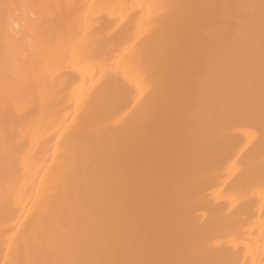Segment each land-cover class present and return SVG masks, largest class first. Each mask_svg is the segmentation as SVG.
I'll use <instances>...</instances> for the list:
<instances>
[{
  "label": "bare ground",
  "instance_id": "obj_1",
  "mask_svg": "<svg viewBox=\"0 0 264 264\" xmlns=\"http://www.w3.org/2000/svg\"><path fill=\"white\" fill-rule=\"evenodd\" d=\"M0 264H264V0H0Z\"/></svg>",
  "mask_w": 264,
  "mask_h": 264
}]
</instances>
